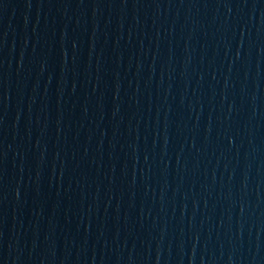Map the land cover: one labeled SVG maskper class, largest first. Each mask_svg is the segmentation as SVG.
I'll return each mask as SVG.
<instances>
[{
	"label": "water",
	"instance_id": "1",
	"mask_svg": "<svg viewBox=\"0 0 264 264\" xmlns=\"http://www.w3.org/2000/svg\"><path fill=\"white\" fill-rule=\"evenodd\" d=\"M180 264H264V0H209Z\"/></svg>",
	"mask_w": 264,
	"mask_h": 264
}]
</instances>
